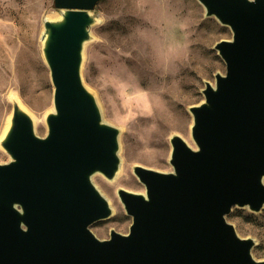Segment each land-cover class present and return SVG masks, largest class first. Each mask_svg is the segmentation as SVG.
Wrapping results in <instances>:
<instances>
[{
  "label": "water",
  "instance_id": "obj_1",
  "mask_svg": "<svg viewBox=\"0 0 264 264\" xmlns=\"http://www.w3.org/2000/svg\"><path fill=\"white\" fill-rule=\"evenodd\" d=\"M101 0H53L42 55L53 87L47 132L15 100L0 146V264H264L226 220L233 206L264 207V0H197L232 32L214 49L225 63L203 100L189 108L195 148L170 138L172 171L140 165L145 193L118 189L131 224L97 238L111 215L91 181L116 175L119 130L103 122L81 78L84 43Z\"/></svg>",
  "mask_w": 264,
  "mask_h": 264
},
{
  "label": "rangeland",
  "instance_id": "obj_2",
  "mask_svg": "<svg viewBox=\"0 0 264 264\" xmlns=\"http://www.w3.org/2000/svg\"><path fill=\"white\" fill-rule=\"evenodd\" d=\"M84 43L81 78L94 95L103 122L119 130V169L112 180L95 173L91 181L108 201L111 215L90 229L99 239L110 230L125 234L131 224L117 195L122 188L145 193L133 173L140 165L172 171L173 135L195 148L189 108L203 100L205 83L225 73L214 46L232 37L230 28L207 17L197 0H101ZM61 11L53 0H0V139L12 110L10 95L47 132L53 87L42 55L43 21ZM9 161L0 146V163ZM226 220L240 238L254 241L256 260L264 259V207L257 213L233 206Z\"/></svg>",
  "mask_w": 264,
  "mask_h": 264
},
{
  "label": "bare ground",
  "instance_id": "obj_3",
  "mask_svg": "<svg viewBox=\"0 0 264 264\" xmlns=\"http://www.w3.org/2000/svg\"><path fill=\"white\" fill-rule=\"evenodd\" d=\"M9 99L12 100V101H15V97L12 96V95H10ZM8 123H9V122L6 123V126H5V128H4V131H3V133H2V136H3L4 132L6 131L7 127H8Z\"/></svg>",
  "mask_w": 264,
  "mask_h": 264
}]
</instances>
